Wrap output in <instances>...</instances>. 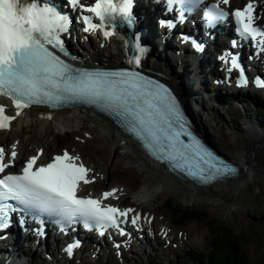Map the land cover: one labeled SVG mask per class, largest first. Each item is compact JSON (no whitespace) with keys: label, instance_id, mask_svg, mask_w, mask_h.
I'll list each match as a JSON object with an SVG mask.
<instances>
[{"label":"snow or ice","instance_id":"1","mask_svg":"<svg viewBox=\"0 0 264 264\" xmlns=\"http://www.w3.org/2000/svg\"><path fill=\"white\" fill-rule=\"evenodd\" d=\"M167 3L171 10L177 4L198 5L203 0H167ZM220 3L228 5L230 0H218L210 5L206 13L208 18L228 15L220 7ZM71 5L77 10L95 13L99 17L101 23L93 22L90 15H81L85 33L104 27L103 22L109 17L114 18L116 13L129 24L134 22L131 14L133 0H96L94 6L82 4V0H71ZM253 11V5L249 3L243 9H235L231 14L236 17L238 31L243 38L256 41L257 37H261L258 44L264 52V27L253 23ZM69 23L67 15L40 4L38 0L31 3H25L24 0H0V95L10 97L17 109L16 116L6 115L5 106L0 104V129L10 128L11 122L22 115L25 108L34 104L58 107L70 96L110 108L125 117L131 115L141 128L159 142L160 137L154 134L153 129L160 128L161 120L171 127L173 121L170 117L179 118L180 115L177 102L169 90L139 72L89 70L74 68L66 63L49 46L51 49H58L65 56L69 55L62 38V34L68 32ZM167 23L169 27H174L171 22ZM104 35L108 37L113 33L105 31ZM135 41L139 55L133 56L130 62L138 66L148 49L142 46L139 35ZM232 63L238 66L236 60ZM241 73L243 74L242 68ZM248 83L246 77L238 81L240 86ZM255 83L264 88V80L257 78ZM133 127L135 130V125ZM178 135L177 133L169 137L175 144L172 145L173 152L168 158L187 162L191 153L188 152V146L177 139ZM177 144L180 147H176ZM195 145L197 150L204 151L211 158V167L218 175L236 173L237 169L232 164L207 153L199 141ZM6 155V150L0 147V174H3L0 175V231L10 226L9 213L15 209L7 202L12 200L25 208L56 217L62 231L66 226L82 222L89 229L117 228L122 235H127L120 227L121 221L117 217H126L134 209H120L112 205L101 207L98 199L77 196L81 181L84 184L92 182L88 176L91 169L83 163L77 165L69 162L80 160L79 156H71L65 151L63 155L55 156L51 163L36 167L35 170L33 169L38 157L32 156L20 174H4L12 166L5 161ZM10 156L14 161L18 153L13 150ZM118 191L112 189L102 195L107 199ZM123 222L135 224L136 219ZM100 234L104 235V232ZM77 247L79 241L69 245L65 251L71 256L73 249ZM116 247L119 248L120 245L117 244Z\"/></svg>","mask_w":264,"mask_h":264},{"label":"bare ground","instance_id":"2","mask_svg":"<svg viewBox=\"0 0 264 264\" xmlns=\"http://www.w3.org/2000/svg\"><path fill=\"white\" fill-rule=\"evenodd\" d=\"M240 1L241 0H237V3H239ZM161 9L162 8L160 5H155L153 7V11L155 10L156 14H158ZM140 26L147 28L151 36H153L156 31V25L154 19L147 20L145 21V23L141 24ZM191 33L193 34V32ZM111 44L109 46H106V48L103 50L99 48V45H93L92 50L90 52L84 49L83 55L86 63L92 64L95 62H100V63H107L109 66H113L121 62V60L124 58L123 49L126 50L125 47H123L122 49L121 44L115 40ZM218 44L219 43L217 42L215 45L217 46ZM166 45L167 48L164 49H161V44L159 45V47L156 46L153 48L156 54L155 56L150 57L146 61V67L151 70H155L157 72L162 73L164 79L177 90L180 97H184L186 95L185 89L178 84V81H180L184 85L183 83L184 78L189 84H193L195 81L196 83H200L202 90H206V89L208 90L210 85V82L208 80V75L210 74V71L204 67V63L201 62L195 69H192L189 63L184 62L182 58H179L178 55L172 54L168 49L170 46H176L175 41L172 40L171 43H169L168 38H166ZM189 45L190 44H185L184 45L185 48L183 50L190 51L191 49L189 48ZM111 47H117L118 52L116 53L111 52L110 50ZM157 50L159 52H157ZM211 52L213 53L214 50H211L209 52V55L211 54ZM157 57H159L162 61L160 60L158 61ZM173 64H174V68H173ZM194 94L195 93L191 95V99L192 101H195L196 103L199 104L197 100L198 96ZM196 94H198L197 90H196ZM263 101H264V96L261 94H257L256 102L258 103L257 106L261 110L262 107H264ZM203 105L205 107V110H207L206 105L205 104ZM208 111H210L209 108ZM25 115L26 118L30 121L26 125L32 132V135L28 138V141L25 142L24 140H21L19 142V151H20L19 160H24L26 158V155L32 151L34 145H37L38 143L41 144L44 141H45L44 146H39V148H43L45 150V154H44L45 158L46 157L50 158V156L54 154V152L52 153L53 148L50 146V143L46 141L47 139L46 137L50 132H54L58 138L69 132L71 133L78 132L79 134L82 132L89 133L92 136L90 139L94 141H99L102 144L103 148L105 149L103 152L101 149L98 150L97 147L96 149H94L96 151H99L98 153H101V159H102L100 160L101 161L100 163L96 164V167L93 164H90V166L93 167V170H95L94 176L96 177L98 175V177H100V175H104V176L108 175L109 178V175H111V173H113L114 175L115 174L119 175L122 174L124 170L130 171L135 169L137 171L144 172L148 176L146 180V184L148 186H143L139 191L137 190V193L135 194L136 195L135 199L141 204L143 203L149 204L150 206H152L153 209L154 206L160 204L161 200L164 198V196L167 194V192L170 189H174L177 191L178 194H181L189 201L197 200V199H200L202 201L207 200L205 196H208V198L212 199L214 203H220L219 205H214V206L216 207L218 213L221 216H231L235 214L236 211L229 208L228 203H231L234 200H236L237 191H243L244 189L251 187L253 188V183L251 180H253L254 182L256 181V178L259 177L260 175L264 176V170H263L264 149L262 147V143L264 140V129L262 128L261 124L255 122V120H252L249 125V129L251 130L250 136L244 137L242 139V141L245 142L243 143V147L245 148V153L243 155H239L236 154L235 152L234 153L232 152L229 153L228 157L225 155L229 159V161L240 167L239 177L230 180L225 184L193 191L189 188V186H187V184L178 181L172 176L165 175L163 173L162 168L152 166L151 163L147 159H145L142 153L137 149V145L135 143L131 142V140H129L128 138H125L124 136L120 135L116 129L117 127L115 128L106 119L98 115H95L91 111H86L81 109V110L53 113L52 116H50V118L47 119L48 120L47 122L50 123V127L48 128L47 133L46 132L44 133L46 139L41 135L40 125L42 124L40 122L42 121L40 119V116L43 115L47 118V113L42 110L32 109L30 111H27ZM27 119L17 120V122L14 124V127L17 125L24 126L25 120ZM195 122L198 131L203 135L205 139H207V141L211 143L215 142L221 130L223 129L221 128L223 126H220L218 128H214L213 131L210 132L208 126L205 125L202 116H196ZM209 133H213V134H209ZM20 134L21 133L19 131L13 132V130L10 133L0 134V145H5L7 148L12 146V144L9 145L11 138L15 137V141H17V138L21 137ZM221 137L231 138V135L224 133L221 135ZM83 142L88 143L89 140ZM107 149H110V152L107 151ZM120 149H124L125 150L124 153L119 152ZM111 151H113V154H111ZM74 155L77 156L76 154ZM92 187L89 188L92 191V194L96 195L97 190ZM117 187L119 186L115 184L109 190L116 189ZM128 189L125 194L123 195L121 194L122 197L127 196L129 192ZM118 193H121V190H119ZM160 206L161 205H158L157 208H160ZM127 207H131V206H127ZM154 210L152 211V214ZM162 229H165V231L166 230L169 231V228L167 227H161L159 231H161ZM188 233H185V238L182 239H179L177 237L173 238L178 245L177 246L178 249L181 250L184 248L187 249L189 247L190 242H192V244L196 248L199 246L200 232L196 233L195 235H189L190 233L189 234ZM169 250L171 249H168V252ZM8 251L9 249L3 248L0 251V253L3 256ZM39 251L40 249L38 248H36L35 251H33V249L31 248V242L29 241L28 238H26V240L22 241L21 243H15V246L10 254L13 253L14 257L21 258L22 260L26 258V256H29L31 253H33L32 255L34 257V264H35L36 262L35 257L41 256L39 255ZM89 251H90L89 249H85L83 253L86 254ZM157 251L158 250L156 249L152 250L154 254H157ZM165 251L166 250H163V252ZM44 252L50 255V252L48 250H45ZM98 256L100 259L102 258L99 254ZM107 259L108 260L114 259V261H117V259L113 254V250L109 252V256ZM91 263H92L91 261L90 262L88 261V264ZM41 264H48V262L42 259ZM159 264H162V262Z\"/></svg>","mask_w":264,"mask_h":264},{"label":"rangeland","instance_id":"3","mask_svg":"<svg viewBox=\"0 0 264 264\" xmlns=\"http://www.w3.org/2000/svg\"><path fill=\"white\" fill-rule=\"evenodd\" d=\"M157 52L159 51L157 50ZM213 86L214 84L211 82L208 88L209 95L202 94L204 100L197 99L199 104L197 103L193 105V107L195 106L194 108L199 111V113L194 115L195 117H203L204 123L208 126L210 132H212L214 128L223 126L221 127L223 129L215 142H212L219 152L227 157L229 156V153L232 152L243 155L245 153L243 143L245 142H243L242 139L250 136L251 130L249 129V125L251 121L255 120V122L261 124L264 129V107H262V111L257 106V95L255 93L250 94L246 91L232 92L231 89L219 90L218 94L226 92V94L233 96L235 103H232V101L211 99L213 97ZM201 88L200 83L194 81V83L191 84L189 93L190 90L191 93L195 90H197V92L201 91ZM201 92H205V90H202ZM258 94L264 96V91L258 92ZM194 95L198 96L199 94L195 93ZM239 97L242 99L244 98L245 101H247L245 103L248 105L238 103L235 99H238ZM203 104L206 105L207 110H205ZM220 104L222 105L220 106ZM208 108L210 111H208ZM29 122L30 121L27 119L25 120L24 126L17 125L14 127V132L19 131L21 133V140H24L25 142L28 141V138L32 135V132L26 125ZM40 123L42 124L40 125L41 135L45 138L44 133H47L50 123H48L47 120ZM224 133L231 135V138H222L221 135ZM91 137L92 136L89 133L82 132L79 134L78 132H69L58 138L54 132H50L46 137L47 139H45L53 148L52 153H60L63 148H67L75 154H80L87 163L93 164L96 167V164L100 163V160L102 159L101 153H98L99 151L94 149L97 147L98 150L101 149L102 152L105 149L99 141L91 140ZM13 138L14 137H12L11 140ZM87 140H89V144L83 142ZM44 144L45 141L41 144L38 143L37 145H34L35 148L32 149L29 154H34L37 146H44ZM107 151L110 152V149H107ZM124 151V149H120L119 152L124 153ZM111 154H113V151H111ZM112 174L113 173L109 175V178L108 175L100 176L98 179L99 185H97L96 188L98 192H100V190H107L115 184L119 186V189H125V191L129 188L127 196L122 197L121 203H124L125 206L137 207L144 213H152L155 209L153 212L155 215L154 227L157 233L161 227H169L170 230L173 231L174 236L182 239L185 238V233L189 232V235H195L200 232L199 248L194 247L192 242H190L187 249L184 248L181 250L175 248L176 245H174L168 252V250L165 249L166 243L164 241L158 249L155 248L158 250L157 254H154L151 250H146L145 254H141L137 260H134L129 255L125 256L127 262H124L123 260L119 261V259H117V261H114V259L108 260L106 257H102L101 259L98 258L96 260L93 258L94 253L92 252L83 254L89 262H92L91 264H159L161 262L162 264H182L183 261L187 264H216L215 262H210L212 260L209 261V259H207V255L211 248V240L214 238V235L209 229L210 223H216L219 227L226 229V231H229L233 235L235 238L234 241L247 256L248 264H264V176L260 175L254 182L251 180L253 188L251 187L246 188L243 191H237L236 200L228 203L229 208L236 211L235 214L231 216H221L214 206L219 205L220 203H214L212 199L208 198V196H205L207 200L202 201L197 199L189 201L181 194H178L174 189H170L161 200L160 204H158L161 205L160 208H157V205L154 206L153 209L149 204H141L135 199L137 190L139 191L143 186H148L146 184L148 176L144 172L135 169L130 171L124 170L123 173L119 175ZM106 179H108V182H106ZM191 190L195 191L194 189ZM170 204H172L174 208H180L181 210L185 209L188 212L195 211L200 214V219L186 225H180L179 221L174 216L173 211L169 207ZM163 250H166L167 253L166 251L163 252ZM40 253L41 252L39 251V255L46 259L45 255ZM43 258H41V260ZM70 264L80 263L79 261H74Z\"/></svg>","mask_w":264,"mask_h":264},{"label":"trees","instance_id":"4","mask_svg":"<svg viewBox=\"0 0 264 264\" xmlns=\"http://www.w3.org/2000/svg\"><path fill=\"white\" fill-rule=\"evenodd\" d=\"M221 99H230L226 94H220ZM174 213V216L180 224H189L200 219V214L195 211L181 210L174 208L172 204L169 206ZM191 218V219H190ZM194 218V219H193ZM209 229L214 235L211 241V248L207 258L216 264H248L247 256L242 252V249L234 241L233 235L226 229L219 227L216 223H210ZM182 264H187L184 261Z\"/></svg>","mask_w":264,"mask_h":264},{"label":"water","instance_id":"5","mask_svg":"<svg viewBox=\"0 0 264 264\" xmlns=\"http://www.w3.org/2000/svg\"><path fill=\"white\" fill-rule=\"evenodd\" d=\"M204 141H205V143L211 148V149H213L217 154H219V155H222V156H224L221 152H219V150L212 144V143H210L209 141H207V139H203ZM262 147H263V149H264V140H263V143H262Z\"/></svg>","mask_w":264,"mask_h":264}]
</instances>
